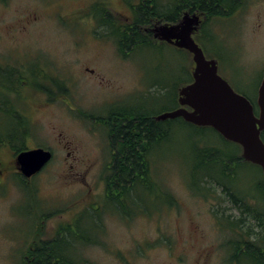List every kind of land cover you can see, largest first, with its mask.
Returning <instances> with one entry per match:
<instances>
[{
    "label": "rangeland",
    "instance_id": "374dc122",
    "mask_svg": "<svg viewBox=\"0 0 264 264\" xmlns=\"http://www.w3.org/2000/svg\"><path fill=\"white\" fill-rule=\"evenodd\" d=\"M105 1L115 0H8L0 3V59L24 62L40 53V57L47 56L54 63L53 71L74 83L71 90L76 106L71 112L62 105V109L41 114L35 121V134L26 148L54 147L56 157L29 180L30 189L22 186L12 151L6 149L0 155L3 171L0 174V264H26L24 257L36 233L40 231V235L47 237L66 213L49 216L44 224H37V216L64 210L71 203L74 207L82 193L87 195L88 185L95 187V196L101 192L98 186H101L106 160L93 153H104L106 140L99 135L103 146L88 142L86 128L89 124L84 123L86 118L79 113L83 109L94 112L96 107L104 106H99L100 99L90 100L94 94L91 90L147 94L145 99L155 115L179 108V89L186 84L188 73L194 67L192 57L184 50L166 43L144 44L126 59L123 53L119 54L116 38L108 34L110 30L101 29V34L107 33L106 37L96 36L98 40H93L77 25L64 22L68 15L62 20V13L74 9L75 5L91 8ZM112 6L115 12L118 3ZM233 9L236 10L230 15L209 21L196 41L207 58L218 60L221 76L256 104L264 74V0H227L224 10ZM71 20H75L73 16ZM21 52L30 54L23 57ZM27 68L31 70L33 63H28ZM86 68H91L93 74ZM12 121L0 114V134H16ZM167 122L171 134L167 137V133L166 143L156 147L159 150L153 154V170L157 182L177 205L165 206L169 199L158 187H140L134 194V210L140 207L149 216L140 213L131 220L121 219L114 209L105 207L100 230L95 223L92 225L95 228L90 227L92 223L88 219L83 222V233L87 230L89 234L85 241H96L82 244L83 247L80 243L77 254L66 251L69 254L66 257L87 261V264H180L175 255L179 251L181 229L187 231L185 238L195 246L207 247L217 242L209 226V220L214 217L213 204L192 191L191 179L207 172L220 176L226 165L235 178L219 179L225 185H232L236 198L251 212L264 211L263 175L259 166L245 161L228 162L237 148L223 142L210 127L194 126L180 119ZM59 139H63L64 144L73 140L80 154L92 155L84 156V161L67 158L68 151L61 152L56 146ZM98 197L102 202L100 195ZM95 200L91 199L94 205ZM223 205L233 206L230 202ZM232 213L239 215L234 209ZM189 219L202 224L206 233L204 239L186 226ZM215 256L213 254L212 264H224ZM186 259L190 264L193 258Z\"/></svg>",
    "mask_w": 264,
    "mask_h": 264
},
{
    "label": "flooded vegetation",
    "instance_id": "af4514ba",
    "mask_svg": "<svg viewBox=\"0 0 264 264\" xmlns=\"http://www.w3.org/2000/svg\"><path fill=\"white\" fill-rule=\"evenodd\" d=\"M115 1L97 3L91 8H78L75 5L74 9L63 12L61 17L64 20L63 16L68 15L64 22L70 26L77 25L81 30L88 33V37L90 35L93 40H98V36L106 37L107 33L101 34V29L110 30L111 33L108 34H110V37L116 38L114 42L118 46L119 54L123 53V58L129 59L130 55L139 49L142 44L139 43L138 47L137 41L121 43V27L130 26V28H133L131 24L137 17L168 15L169 0ZM115 3H118V8L115 10L116 13L112 6ZM125 12H128V15ZM184 13L185 11L183 10L181 16ZM72 16L75 19L74 21L71 20ZM123 17L126 18L123 20L124 22L121 21ZM203 18V21H205L206 17L203 16ZM154 27L152 19H150L148 24L140 26L137 31L142 34L152 33L153 37L152 29ZM123 31H126L125 28ZM20 54L25 57L30 53L21 52ZM40 55L41 53L33 60L26 59L24 62L19 59L18 62L0 59V114L3 118L9 117L14 123L17 122L24 129L19 135L23 136L25 145L34 137L36 130L35 121L38 120L41 114L49 113L53 109H62V105L71 112L76 110L71 90L74 83H69L65 77L56 74L51 67L54 64L51 59L47 56L40 57ZM28 63H33L31 70L27 68ZM90 69L86 68L87 72L93 74L94 71ZM192 73L193 70L191 75ZM98 87L101 88L99 85ZM91 93L94 94L90 100L100 99L99 106H104L96 107L94 112L83 109L79 113L83 118H86L84 123L89 124L86 128L88 142H95L99 146L101 144L98 140L99 135L106 140L104 153H93L106 160L104 173L101 175L102 177L100 176L102 178L101 186H98L99 189L101 188V192L98 195H100L102 202H99L98 195L95 196L93 193L95 187L88 185L87 195L82 193L79 196V202L74 203V207L71 206V203L64 210H55L54 213L49 215L37 216V224H44L46 219L42 220V216L49 218V216H61L62 213H66L62 217L64 221L59 222L56 227L53 226V232L50 235L45 237L38 232L36 233V239L32 245L30 244L29 251H27V254L28 252L30 254H26L24 257L26 264H31L32 260L29 258L31 255L36 257H54V255L61 253L67 256L69 254L66 251L77 254L78 245L80 243L81 247L86 245L85 239L89 236L87 230L85 231L86 234L83 233V222L88 219L92 223L90 227H94L92 225L95 223L100 230L102 224L101 215L103 216L105 207L106 209H114L119 218L126 220L134 219L140 213L147 214L140 207L134 210V206L136 207L134 194L140 187H147V189L158 187L162 195L168 198L169 192L162 188L160 182H157L158 178L153 170V154L159 150V147L153 149V145L155 143L156 146H159L166 143L163 137H154V132L163 130L169 136L171 133L168 132V120H156V117L160 114L155 115L150 110L145 99L148 96L147 94L137 96V93H104L103 90H98V88L91 90ZM121 94L125 95L120 97ZM1 121L3 120L1 119ZM154 122L160 123V125H153ZM3 134H0V155L4 150L10 149L16 158L22 151L42 148L52 153V160L56 157L54 147L50 146L32 148H26L25 146L23 150H15L13 145L17 146V144L10 143L8 135ZM59 140L60 143L56 144V146L59 147L61 152L68 151L65 155L67 158L84 161V156L92 155L80 154L73 140H68L65 144L62 141L63 139ZM2 172L0 170V174ZM233 173V171H223L220 176H216L218 178L234 179L235 174ZM111 174L116 176L113 188L120 192L113 195V197H117L115 200L111 199L112 193L109 192L111 189L109 187V176ZM31 179H27V183ZM202 185L204 186L203 191H201L200 187L194 188L192 191L202 194L204 200L213 204L214 217L209 220V226L211 227V236H214V240L217 242H211L207 247L204 245L195 246L185 238L187 231L183 228L179 231V237L177 236L179 238V251L177 256L175 255L177 261L180 264H189L186 257H192L190 264H212V256L216 254L215 257L221 258L224 264H264V211L251 212L250 208L236 198L237 192H235L232 185L230 183L225 185L221 179L211 180L207 185L203 182L201 183ZM261 186L264 191V181L261 182ZM28 188L29 186H27ZM91 199H97L95 200V205L93 201L91 202ZM228 202L231 205L233 204V206L223 205V203L226 204ZM78 204H81V207ZM165 206L168 205L166 204ZM233 209L237 210L239 215L232 213ZM87 210L89 211L85 214ZM248 215L249 217H247ZM78 225L81 226L80 234L77 233ZM186 226L193 234L198 233L202 239L205 238V230L197 220L189 219V223ZM52 263H55V259H53Z\"/></svg>",
    "mask_w": 264,
    "mask_h": 264
},
{
    "label": "water",
    "instance_id": "95a60500",
    "mask_svg": "<svg viewBox=\"0 0 264 264\" xmlns=\"http://www.w3.org/2000/svg\"><path fill=\"white\" fill-rule=\"evenodd\" d=\"M203 22L202 14L185 12L177 23L156 24L154 40L188 52L193 60V82L180 87L179 108L160 114L157 121L181 118L198 127H210L225 140L239 145L241 158L261 168L264 180V74L258 89L255 114L251 101L237 93L220 75L219 62L206 57L195 36ZM52 160V153L42 148L25 150L16 157L19 173L31 179Z\"/></svg>",
    "mask_w": 264,
    "mask_h": 264
},
{
    "label": "trees",
    "instance_id": "16d2710c",
    "mask_svg": "<svg viewBox=\"0 0 264 264\" xmlns=\"http://www.w3.org/2000/svg\"><path fill=\"white\" fill-rule=\"evenodd\" d=\"M8 0H0V3H6ZM227 0H170V4L169 7L171 8L168 11V15H164V16H158V17H137L136 19L133 20L132 22V26L133 28H130V26L127 27H121V31H120V42H127V41H137V46L139 47V43H141L142 45H149V44H156V43H160L156 40L153 39L152 37V33L149 34H142L140 32H138L137 30L140 28V26H144L145 24L149 23V20L152 19V22L154 24V26L158 23H164V22H169V23H177L181 18V12L184 10L185 12H190V13H194V12H198L202 15H204L206 17L205 21L202 24V29L201 32L203 31L205 25L211 21L213 18L215 17H221L224 15H230L231 13H233L236 9H233L231 11H226L224 10V4ZM226 12H228L229 14H226ZM125 28L126 31H123V29ZM199 37V36H197ZM196 37V38H197ZM186 52V51H185ZM188 54V56H191L188 52H186ZM190 70V69H189ZM192 81V75H191V70L188 73V81H186L185 85H187L188 83H190ZM179 85H177L178 87ZM184 86V85H182ZM180 120H182L181 118H178ZM170 121V120H168ZM184 121V120H182ZM13 122V121H12ZM185 122V121H184ZM157 123H153V125H156ZM15 131L16 134L13 135H9L8 139L10 140V143H16L17 146L14 144L13 145V149L15 150H23L25 147V140L23 139V136L19 135V133L21 134V132L24 130L21 126L18 125L17 122H15ZM160 123L157 124V126H159ZM169 126V125H168ZM168 132L171 133V129L168 127ZM213 130V129H212ZM215 133H217L215 130H213ZM166 135L167 132L163 131V130H159V131H155L154 132V137H163V140L165 141L166 139ZM217 135H219V137L222 139L223 142L227 143L228 145H233L234 147L237 148V153L234 156H231V158L228 160V162L230 161L231 163H241L242 161H244L241 158V154H242V149L239 145L231 143L227 140H225L219 133H217ZM168 136V135H167ZM169 137V136H168ZM261 138L264 141V132L261 133ZM168 141V140H167ZM153 149H155L156 144L154 143L153 145ZM139 164V161H138ZM227 167V165H226ZM223 171H228L229 168H226ZM18 177L20 178V180H22V186H28V181L25 180L24 178H21L20 174H17ZM115 175L109 176V187L110 189V193H112L111 195V199L115 200L117 199V197H113V195H115V193H120L118 190L114 189L113 187L115 186ZM24 179V180H23ZM219 179L216 175H213L212 173L207 172L206 174H204L202 177H193L191 179L190 182V187L192 189L194 188H201V191H203L204 186H201V183H205L207 185V183L209 181H213V180H217ZM263 182V179H262ZM27 188V187H26ZM29 189V188H28ZM114 190V191H113ZM168 199L169 202L166 203L168 206L173 207L177 205V202L173 199V197L170 196V194L168 195ZM92 218V217H91ZM42 220L47 219L44 218V216L41 217ZM81 231V226L78 225L77 226V233L80 234ZM38 233L41 234L40 231H38ZM87 242L92 243L95 242L91 239H89ZM72 256V255H71ZM31 264H87V261H83V260H79L77 261V258L73 259L71 257V259H69L68 257H66L64 254H56L54 255V257H49V256H43V257H36L35 255H31L30 257ZM53 259H55V263H52Z\"/></svg>",
    "mask_w": 264,
    "mask_h": 264
}]
</instances>
